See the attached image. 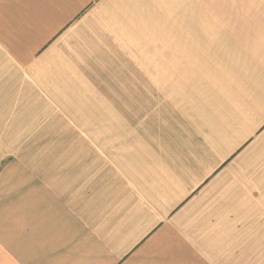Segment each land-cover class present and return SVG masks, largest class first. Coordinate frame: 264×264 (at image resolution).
<instances>
[{"label": "crops", "instance_id": "1", "mask_svg": "<svg viewBox=\"0 0 264 264\" xmlns=\"http://www.w3.org/2000/svg\"><path fill=\"white\" fill-rule=\"evenodd\" d=\"M1 169L0 264H264V0H0Z\"/></svg>", "mask_w": 264, "mask_h": 264}, {"label": "rangeland", "instance_id": "2", "mask_svg": "<svg viewBox=\"0 0 264 264\" xmlns=\"http://www.w3.org/2000/svg\"><path fill=\"white\" fill-rule=\"evenodd\" d=\"M2 170L3 169H1L0 172ZM17 173H18V171L15 168V166H12V168L7 167V171L5 172V177H7V178L17 177V178H19V174H17ZM3 179H4V176L1 177L0 181H3Z\"/></svg>", "mask_w": 264, "mask_h": 264}]
</instances>
